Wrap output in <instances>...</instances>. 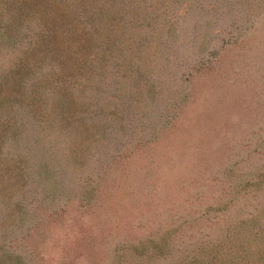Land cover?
<instances>
[{
  "label": "rangeland",
  "instance_id": "374dc122",
  "mask_svg": "<svg viewBox=\"0 0 264 264\" xmlns=\"http://www.w3.org/2000/svg\"><path fill=\"white\" fill-rule=\"evenodd\" d=\"M0 264H264V0H0Z\"/></svg>",
  "mask_w": 264,
  "mask_h": 264
}]
</instances>
